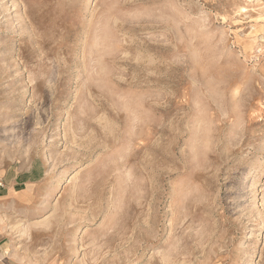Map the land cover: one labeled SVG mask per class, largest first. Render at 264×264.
Listing matches in <instances>:
<instances>
[{"label": "rangeland", "instance_id": "1", "mask_svg": "<svg viewBox=\"0 0 264 264\" xmlns=\"http://www.w3.org/2000/svg\"><path fill=\"white\" fill-rule=\"evenodd\" d=\"M0 174L25 261L264 264V0H0Z\"/></svg>", "mask_w": 264, "mask_h": 264}, {"label": "crops", "instance_id": "2", "mask_svg": "<svg viewBox=\"0 0 264 264\" xmlns=\"http://www.w3.org/2000/svg\"><path fill=\"white\" fill-rule=\"evenodd\" d=\"M15 184H17L16 180L14 182H7L3 175L0 174V264H35L25 261L15 253L12 240L8 237V233L2 224L4 207L11 203L22 202V198L25 195V190H16Z\"/></svg>", "mask_w": 264, "mask_h": 264}]
</instances>
